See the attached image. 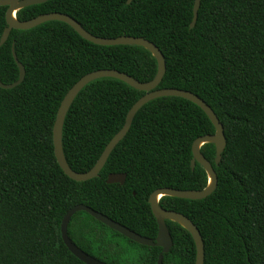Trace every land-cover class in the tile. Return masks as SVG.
Segmentation results:
<instances>
[{"label": "trees", "instance_id": "1", "mask_svg": "<svg viewBox=\"0 0 264 264\" xmlns=\"http://www.w3.org/2000/svg\"><path fill=\"white\" fill-rule=\"evenodd\" d=\"M48 0L17 11L18 20L61 12L100 37L128 35L154 42L166 60L157 88L194 92L224 126L222 159L216 146L201 152L218 177L202 199L163 196L160 205L188 216L204 240V264H264V0ZM0 5V37L7 26ZM24 65V80L0 86V264H86L66 246L61 222L69 209L85 204L131 230L156 239L158 223L149 202L160 187H207L205 168L195 162L196 138L216 129L196 103L179 96L150 100L136 113L125 137L99 176L77 181L60 166L53 127L68 90L84 75L117 69L151 81L158 64L140 45H100L72 26L50 20L12 29L0 47V80L13 83ZM146 91L101 77L76 96L63 125V150L70 167L90 170L123 127L132 105ZM111 173H126L108 183ZM173 246L163 264H196L188 229L167 220ZM73 242L108 264H157L162 247L129 239L86 211L69 223Z\"/></svg>", "mask_w": 264, "mask_h": 264}, {"label": "water", "instance_id": "2", "mask_svg": "<svg viewBox=\"0 0 264 264\" xmlns=\"http://www.w3.org/2000/svg\"><path fill=\"white\" fill-rule=\"evenodd\" d=\"M48 0H0L1 6H7L6 11V22L7 26L4 29L0 37V47L7 41L10 36L12 29H30L41 23L50 20H60L70 26H72L82 37L85 39L100 45H123V44H133L140 45L150 50L155 56L158 64L156 76L148 82H142L135 77L119 71L117 69H99L92 71L83 77H81L65 94L59 108L57 111L56 119L53 127V142H54V151L56 158L64 170V172L72 179L77 181H85L94 177L99 176V173L103 166L105 165L109 155L116 147V145L125 137L128 133L133 119L138 112V110L150 100H153L158 97L163 96H179L186 98L197 105H199L208 115L210 120L215 126L214 134H207L196 138L192 145L193 158H192V168H194L195 162L198 161L206 170L209 181L206 188L197 190V189H176L172 187H160L155 189L149 196V202L151 205L152 212L158 223V234L156 239H152L146 236H143L125 225L109 218L107 215L94 210L93 208L85 204H77L67 211L64 215L61 222V235L69 250L77 256L80 260L86 264H108L104 261H101L90 254L82 250L78 245H76L68 234V226L72 216L78 211H86L91 214L93 217L113 228L114 230L122 233L131 240H134L140 244L148 246H159L162 247V251L159 254L157 264H163V254L169 252L173 246L172 236L167 225V220L175 221L180 223L192 234L197 248V257L196 264H204L205 260V248L204 240L201 235L198 227L193 223V221L183 213L168 210L163 208L159 200L163 196H175L187 199H202L210 195L217 187L218 177L217 173L212 165V163L204 156L201 152V147L205 143H214L216 146V157L215 162L219 164L222 159V153L225 150L226 138L224 134V126L212 107L208 105L201 97H199L194 92L179 89V88H157L161 83L165 73H166V60L165 56L160 50V48L152 41L145 39L144 37H134L128 35H120L117 37H100L96 36L89 31H87L76 19L71 17L68 14L61 12H50L38 15L34 18L28 20H18L16 14L17 11L33 4H39L46 2ZM132 1V0H129ZM201 0H195L193 8V19L191 22V27H194L198 17V10L200 7ZM14 59L19 67L20 76L19 79L13 83H4L0 80V86L2 88H13L16 85L20 84L26 75V70L24 65L19 61L17 55L13 49ZM101 77H113L120 79L132 87L146 91V93L140 97L129 109L125 123L123 127L112 137V139L106 145L101 156L95 163V165L86 172H77L73 170L68 164L64 150H63V125L66 118V115L75 100L78 93L91 81L101 78ZM126 180V173H111L108 175V183H121L123 184Z\"/></svg>", "mask_w": 264, "mask_h": 264}]
</instances>
